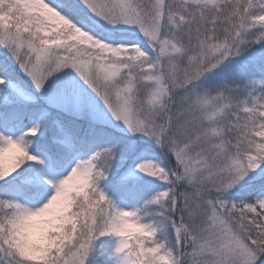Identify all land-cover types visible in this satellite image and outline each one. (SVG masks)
<instances>
[{
    "label": "snow or ice",
    "instance_id": "obj_1",
    "mask_svg": "<svg viewBox=\"0 0 264 264\" xmlns=\"http://www.w3.org/2000/svg\"><path fill=\"white\" fill-rule=\"evenodd\" d=\"M0 264H264V0H0Z\"/></svg>",
    "mask_w": 264,
    "mask_h": 264
}]
</instances>
